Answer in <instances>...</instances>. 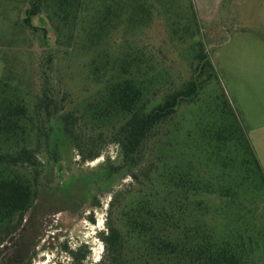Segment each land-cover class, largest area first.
<instances>
[{"label": "trees", "instance_id": "16d2710c", "mask_svg": "<svg viewBox=\"0 0 264 264\" xmlns=\"http://www.w3.org/2000/svg\"><path fill=\"white\" fill-rule=\"evenodd\" d=\"M8 6L23 9L15 26L43 52L31 93L0 78V253L27 229L43 159L57 195L76 192L60 204L78 195L98 207L97 194H110L96 264H264V172L215 82L194 0H0V16ZM57 45L92 56L80 109L53 82ZM106 142L114 157L64 173L71 152L94 161ZM69 256L83 264L86 253Z\"/></svg>", "mask_w": 264, "mask_h": 264}, {"label": "rangeland", "instance_id": "374dc122", "mask_svg": "<svg viewBox=\"0 0 264 264\" xmlns=\"http://www.w3.org/2000/svg\"><path fill=\"white\" fill-rule=\"evenodd\" d=\"M200 1L204 5L216 4L211 6L210 19H205L200 16L194 2L204 30L201 37L215 67V82L230 101L264 172V0ZM22 10L8 6L3 10L5 14L0 16V78L25 83L31 93L35 78L34 60L43 49L37 40L29 44V31L15 26L25 18ZM31 22L34 26L38 24L36 18ZM47 27L48 38L53 39L55 29L51 22ZM53 47L56 53L53 82L58 90L69 95L70 102L66 108L80 109L93 88L86 81L87 71L83 67L89 65L92 56L82 52L80 45H73L69 50L58 45ZM212 87L213 84L205 88L204 96L213 93ZM194 111L192 108L186 113L193 114ZM102 151L99 159L85 163L71 152L68 156L70 167H65L64 173L92 171L106 157H114L116 149L106 142ZM42 162L43 192L26 216L29 222L21 239L0 253V260L7 259L2 264H70L69 252L77 249L86 253L83 264L98 263L105 249L97 235L106 229L110 194H97L98 207L88 204L91 199L88 203H81L78 195L69 207L64 206L59 202L73 198L76 192L57 195L55 166L43 159ZM129 181L117 183L113 191L121 190Z\"/></svg>", "mask_w": 264, "mask_h": 264}, {"label": "crops", "instance_id": "0c3cea01", "mask_svg": "<svg viewBox=\"0 0 264 264\" xmlns=\"http://www.w3.org/2000/svg\"><path fill=\"white\" fill-rule=\"evenodd\" d=\"M194 2L196 3V6H197V9L199 10V14L202 18H205V19H210V14L213 10V8H211V6H214L216 4H208V5H204L203 2H201L200 0H194ZM216 8L218 9V7L216 6ZM215 8V9H216ZM214 10V12L217 14L218 11ZM214 19V18H213ZM263 25H264V18H263Z\"/></svg>", "mask_w": 264, "mask_h": 264}, {"label": "flooded vegetation", "instance_id": "af4514ba", "mask_svg": "<svg viewBox=\"0 0 264 264\" xmlns=\"http://www.w3.org/2000/svg\"><path fill=\"white\" fill-rule=\"evenodd\" d=\"M2 261V262H1ZM0 262H1V264L2 263H6L7 262V259H6V261H5V259H2V260H0Z\"/></svg>", "mask_w": 264, "mask_h": 264}]
</instances>
